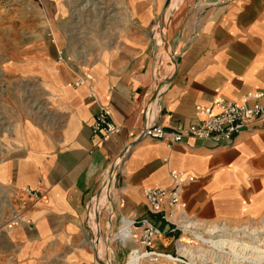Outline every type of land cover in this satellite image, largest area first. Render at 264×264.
Instances as JSON below:
<instances>
[{
    "label": "crops",
    "instance_id": "0c3cea01",
    "mask_svg": "<svg viewBox=\"0 0 264 264\" xmlns=\"http://www.w3.org/2000/svg\"><path fill=\"white\" fill-rule=\"evenodd\" d=\"M15 1L10 20L0 15L16 36L0 64L16 83L17 101L15 118L5 131L0 125V264H94L89 240L101 241V211H93L92 224L85 206L93 195L111 193L104 174L116 161L115 197L101 208L111 210L106 224L113 217H147L163 231L156 242L162 251H173L176 235L149 211L142 190L171 187L172 171L190 177L182 200L201 221L264 215V119L230 144L135 139L145 124L186 127L203 119L198 105L241 102L251 90L264 91V0H176L167 18L168 48L176 50L174 58L169 51L160 60L167 74L157 96L150 34L163 0H125L112 26L109 0ZM57 49L89 69L99 100L121 126L107 140L93 136L96 104L85 86L72 85L67 67L56 62ZM256 102L264 96L245 100ZM23 188L41 198L21 209L15 196Z\"/></svg>",
    "mask_w": 264,
    "mask_h": 264
},
{
    "label": "built area",
    "instance_id": "2783aa9c",
    "mask_svg": "<svg viewBox=\"0 0 264 264\" xmlns=\"http://www.w3.org/2000/svg\"><path fill=\"white\" fill-rule=\"evenodd\" d=\"M56 51V62L64 64L68 68L72 85L85 86L88 97L96 104V113L91 123L93 136L107 140L111 135L118 133L121 126L111 120L109 107L99 100L89 69L80 64H71L64 52L58 49ZM171 55L174 58V52ZM160 60L161 58L157 57L151 69L156 83L155 96L161 95L164 91L165 81L158 83L155 75L156 65L161 64ZM263 96V90H251L245 94L241 102L217 99L211 106L201 107L198 105L196 110L204 116L200 122L170 129L160 123L145 124L136 130L135 139H156L165 142L168 146L186 142L188 139L212 140L230 144L250 124L264 119V103L256 102L251 106L245 103L246 99L256 100ZM170 177L172 179L171 187H146L143 188L142 193L149 211L159 215L160 219L167 224L166 232L176 235L173 239V251H162L156 247V242L163 236V231L147 217L120 216L119 226L113 234L112 240H116L122 246L129 242L134 243L133 247L128 250L127 259L123 264H195L197 261L201 264H209V260L204 256L202 259L199 257L200 251L193 250L191 247L193 241H202L197 234L209 237L213 233H208L211 225L209 222L201 221L185 210L182 189L190 181V177L184 172L175 171L170 172ZM39 198H41V194L36 189L23 188L16 194L15 201L19 208L23 209L30 201ZM94 199L95 195L86 203V220ZM17 215L18 213H15V217ZM124 225L128 227V236L114 237ZM182 241L185 245H189L187 247L189 250L181 246ZM204 244L210 246L207 243Z\"/></svg>",
    "mask_w": 264,
    "mask_h": 264
},
{
    "label": "rangeland",
    "instance_id": "374dc122",
    "mask_svg": "<svg viewBox=\"0 0 264 264\" xmlns=\"http://www.w3.org/2000/svg\"><path fill=\"white\" fill-rule=\"evenodd\" d=\"M152 5H155V3L157 1H161V0H148ZM165 2V0H163ZM175 1L174 0H170L168 6L166 7L165 13L162 14L161 9L163 10V6L162 8L160 6L156 7L155 10V17L153 19L152 25H153V30L150 34L151 37V42H152V48H151V69L153 68V64L156 61L157 58V54H160L161 60L163 61L164 59L166 60V54L165 51L163 49V43H162V30H164L165 32V37L167 39L168 37V15L170 13V10L173 9ZM15 4H19L17 1L15 0H0V15L2 14L5 15L3 16L4 18L8 17V20H10V13L12 11L13 6H15ZM164 5V3H163ZM126 1L125 0H109V26H112L114 24L117 23V21L119 20V16L115 15V11L119 10V9H123L126 8ZM7 15V16H6ZM162 19H164V23L165 26L162 27L161 26V21ZM4 20V19H2ZM1 20V21H2ZM8 22L2 21L0 22V60L2 59L1 57H4L5 55L9 54L12 49L14 48L13 46H15V34H12L10 32V27L8 26ZM13 37V39H12ZM176 49L174 48H170L169 47V51H171V53H173ZM5 66H2L0 64V125H2V131H5V126L10 124V121H12L13 118H15V116L13 115V108L14 106L17 105V101L16 99L12 96L11 94V90L15 89V85L16 83L14 81H10L9 80V76L4 74V68ZM164 69L162 71V65L157 68V71L159 70L161 72V78L163 81V78L166 79V74H167V68L164 65ZM68 69V68H67ZM165 70V72H164ZM161 81H157L158 83H160ZM24 86H21V88L23 89ZM23 99V98H22ZM19 103V102H18ZM12 108V109H11ZM7 131H9V129H7ZM119 165L117 164V166H112L111 168H109V172L105 173L104 176L108 177V183H111V193L109 192V190H107V192H102L99 196H97L94 199V202L92 205H95V211L100 210V214L98 217L99 220V225L101 228V231L103 232L101 235V241H97L94 240L93 238H91V244H94V248H95V253H96V260L93 259V263L94 264H123L125 262V260L127 259V252L128 250L134 245V243H131V245H124L122 246L121 244H119L116 240H112V234L115 233L116 229L119 226V222H117L115 220V218L113 217L112 220L106 224V217L108 215V212H110V207L109 209L107 208H102V205H104L108 199V193L110 198H114L115 197V175H116V169ZM104 176L102 177V180L104 179ZM101 186V185H100ZM100 188V187H99ZM109 198V200L111 201V199ZM10 200V199H9ZM6 204H4V202L2 201V206H3V212H5L4 207ZM92 207V206H91ZM90 219H91V223H95L94 221V216H93V210L90 209L89 213H88ZM5 216V214L3 215ZM210 228L212 226H222L224 225L225 227H227V230L229 232H233V235H237V236H243V239L246 240H250V237L253 236H257L259 238H261V240L263 241L261 243V245L264 247V215L261 216L260 218L257 219H245L241 222H231V221H212L209 222ZM87 230L88 232H90L91 230V224L88 221L87 222ZM107 226V227H106ZM121 230V228H120ZM119 230V231H120ZM107 233V234H106ZM121 233V231H120ZM218 233L221 232H215L213 233V236L217 235ZM118 234H115L114 237H118ZM124 237V235H123ZM205 238H210L209 237H205ZM185 239H188L187 237H185ZM97 242V243H96ZM186 242V241H185ZM188 242V241H187ZM183 246H185V249L189 250L187 247H189V245H185V243L182 241ZM129 246V248H128ZM91 249L93 250L92 246H90ZM191 247L193 250H197L200 251L199 257L202 259L203 256L205 259L209 260V264H217L218 261L221 262V264H230L229 262V258H231L232 256L229 254L230 249L229 248H225V252H219L216 250H213L212 247L207 246L204 243H201L199 241H193L191 243ZM212 248V249H211ZM207 250H209L210 253L207 252ZM221 253V254H220ZM227 253V254H226ZM216 254V256L214 255ZM213 257V258H212ZM131 260V259H130ZM226 260V261H225ZM195 264H201L198 261ZM251 264V263H248ZM261 264H264L261 263Z\"/></svg>",
    "mask_w": 264,
    "mask_h": 264
},
{
    "label": "bare ground",
    "instance_id": "6f19581e",
    "mask_svg": "<svg viewBox=\"0 0 264 264\" xmlns=\"http://www.w3.org/2000/svg\"><path fill=\"white\" fill-rule=\"evenodd\" d=\"M173 8H175V6H173ZM164 37H165V32L164 30H162V43L165 40ZM165 54L166 57H169L170 55L169 51H166ZM155 75L157 81L162 80L161 78H159L161 77V73H155ZM165 80L166 79L163 78V81ZM117 164L118 162L116 161L113 167L117 166ZM94 209H95V205H92L91 210L94 211ZM120 231L121 233L119 232V236L121 238L128 236L127 233L128 227H126L125 225L121 227ZM215 232H221V233H218L215 236L212 235L210 236V238H205L202 234H197V236L200 237L202 243L209 244L213 248V250L224 253L225 248H229L230 249L229 254L232 256L231 258H229L230 264H248V263L261 264L264 262V247L261 245V243L263 242L261 238L257 236H253L250 237V240L243 239L244 235L243 236H237L236 234L233 235L234 233L229 232L227 230V227H225L224 225L212 226L211 228H209L208 233L212 234ZM181 246L184 247L185 249V246H183V244H181ZM207 252L210 253L209 250H207ZM214 255L216 256V254ZM217 264H221V262L218 261Z\"/></svg>",
    "mask_w": 264,
    "mask_h": 264
},
{
    "label": "water",
    "instance_id": "95a60500",
    "mask_svg": "<svg viewBox=\"0 0 264 264\" xmlns=\"http://www.w3.org/2000/svg\"><path fill=\"white\" fill-rule=\"evenodd\" d=\"M169 1L170 0H165V2H164V5H163V14H164V12H165V10H166V7L168 6V4H169ZM161 26L162 27H164L165 26V23H164V19H162V21H161ZM165 38V40H164V42H163V49H164V51L166 52V51H169V48H168V43H167V39H166V37H164Z\"/></svg>",
    "mask_w": 264,
    "mask_h": 264
}]
</instances>
